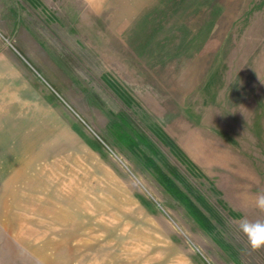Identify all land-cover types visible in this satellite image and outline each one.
I'll return each mask as SVG.
<instances>
[{"label": "rangeland", "instance_id": "rangeland-1", "mask_svg": "<svg viewBox=\"0 0 264 264\" xmlns=\"http://www.w3.org/2000/svg\"><path fill=\"white\" fill-rule=\"evenodd\" d=\"M259 194L264 0H0V264H264Z\"/></svg>", "mask_w": 264, "mask_h": 264}, {"label": "clouds", "instance_id": "clouds-1", "mask_svg": "<svg viewBox=\"0 0 264 264\" xmlns=\"http://www.w3.org/2000/svg\"><path fill=\"white\" fill-rule=\"evenodd\" d=\"M255 206L264 212V194L257 195ZM240 231L247 237L252 250L264 248V221H245L241 224Z\"/></svg>", "mask_w": 264, "mask_h": 264}, {"label": "trees", "instance_id": "trees-1", "mask_svg": "<svg viewBox=\"0 0 264 264\" xmlns=\"http://www.w3.org/2000/svg\"><path fill=\"white\" fill-rule=\"evenodd\" d=\"M122 137H123L124 140L127 141L128 143L131 142V140H130V138L128 137V135H122ZM145 162L147 163V165H148L149 167H151L150 169H152V171L155 173V175H156L157 177L160 178V180L165 184L166 188H167L170 192H172L177 198H179L180 200L185 201V202L189 205L190 202H187V200H186L187 198L184 197V196L180 193L178 186H176V185H174V184H172V183L170 182L169 177L166 176L164 173L161 172L162 170H160L159 165H158L155 161L151 160V158H150V161L147 160V161H145ZM189 207H190V209H192V210L194 209L192 206H189Z\"/></svg>", "mask_w": 264, "mask_h": 264}]
</instances>
